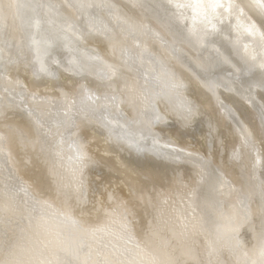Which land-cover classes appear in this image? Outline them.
Segmentation results:
<instances>
[{
  "label": "bare ground",
  "instance_id": "bare-ground-1",
  "mask_svg": "<svg viewBox=\"0 0 264 264\" xmlns=\"http://www.w3.org/2000/svg\"><path fill=\"white\" fill-rule=\"evenodd\" d=\"M214 2L0 0V264H264V0Z\"/></svg>",
  "mask_w": 264,
  "mask_h": 264
},
{
  "label": "snow or ice",
  "instance_id": "snow-or-ice-1",
  "mask_svg": "<svg viewBox=\"0 0 264 264\" xmlns=\"http://www.w3.org/2000/svg\"><path fill=\"white\" fill-rule=\"evenodd\" d=\"M197 3H199V0H197ZM177 7H185L186 8V7H193V5H191V4L183 5L182 4V5H177ZM208 7L211 9H216V8L221 9L220 15H223L224 5L222 3H220L219 0H215L214 3H209ZM233 7H236V6H233ZM252 43L257 44L258 41L253 38ZM262 67H264V65H262Z\"/></svg>",
  "mask_w": 264,
  "mask_h": 264
},
{
  "label": "rangeland",
  "instance_id": "rangeland-1",
  "mask_svg": "<svg viewBox=\"0 0 264 264\" xmlns=\"http://www.w3.org/2000/svg\"><path fill=\"white\" fill-rule=\"evenodd\" d=\"M95 181H97V179H96ZM104 184H106V183H104V182H103V184H102V185H104Z\"/></svg>",
  "mask_w": 264,
  "mask_h": 264
}]
</instances>
